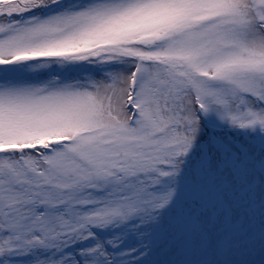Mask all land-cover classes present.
I'll return each instance as SVG.
<instances>
[{
    "label": "snow or ice",
    "instance_id": "obj_1",
    "mask_svg": "<svg viewBox=\"0 0 264 264\" xmlns=\"http://www.w3.org/2000/svg\"><path fill=\"white\" fill-rule=\"evenodd\" d=\"M0 264H264V0H0Z\"/></svg>",
    "mask_w": 264,
    "mask_h": 264
}]
</instances>
